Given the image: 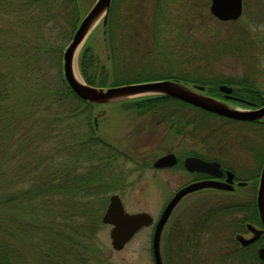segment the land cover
<instances>
[{
	"label": "trees",
	"instance_id": "16d2710c",
	"mask_svg": "<svg viewBox=\"0 0 264 264\" xmlns=\"http://www.w3.org/2000/svg\"><path fill=\"white\" fill-rule=\"evenodd\" d=\"M83 2L0 0V264H95L101 253L95 240L104 226L107 199L126 186L118 162L124 154L91 133L94 106L74 95L60 69V53L84 16ZM110 17L104 28L109 66L100 64L87 45L79 56L80 74L90 85L176 79L204 85L207 93L215 94L219 84H235L215 77H158L135 71L128 76L126 70L118 71L126 58L113 43ZM246 82L239 83L251 84ZM169 101L217 117L162 95L119 104L150 114L152 123L164 122L169 130L197 128L193 114L181 117L175 106L167 108ZM31 149L37 151L32 158ZM55 161L60 166L51 165ZM199 219L200 224L205 222L204 232L214 227H208L213 210L204 211Z\"/></svg>",
	"mask_w": 264,
	"mask_h": 264
},
{
	"label": "rangeland",
	"instance_id": "374dc122",
	"mask_svg": "<svg viewBox=\"0 0 264 264\" xmlns=\"http://www.w3.org/2000/svg\"><path fill=\"white\" fill-rule=\"evenodd\" d=\"M83 1L85 14L95 0ZM209 5L210 0H115L108 19L110 17L113 43L120 55L126 58V65L120 64L116 69L120 72L126 70L128 76H132L130 71L158 77L184 74L192 79L203 76L234 80L239 85H242L240 80H247L246 83H254L264 94V0H243L242 14L233 21L216 19L210 13ZM104 28L107 30L100 21L80 48L77 55L79 74V56L84 45L92 49L100 64L109 66ZM68 42L60 53V69L62 52ZM108 69L116 72L112 67ZM119 103L92 108L94 130L91 133L124 154L118 162L126 186L109 196L118 194L126 212L146 211L156 220L167 198L189 178L180 167L155 169L152 162L166 152L179 156L190 151L206 154L209 151L205 144L215 145L211 153L214 154L216 144L221 141L217 142L213 130H225L223 141L226 149L218 153L227 166L247 165L257 173L260 160L256 158V148L264 145V126L201 115L180 103L169 101L166 106H175L181 117H192L193 114V120L198 124L197 128L190 125L184 132H177L169 130L162 121L161 124L152 123L150 114H137ZM248 140L253 155H249ZM76 148L80 146L74 147V154ZM33 150L29 151L31 158L37 154ZM64 158L63 155L58 162ZM56 162L51 165L60 166ZM247 198V193L240 198H236L234 193L221 195L214 192L187 196L175 207L168 224L177 223L180 227L176 226V232L180 235V228L185 227V222L194 213ZM151 229L141 230L122 250L116 251L110 242V226L104 225L95 240L101 252L95 264H153L149 244ZM216 229L206 230L204 252L199 260L203 264H230L232 261L229 259L216 255L225 253L232 232L229 227L222 228L220 233Z\"/></svg>",
	"mask_w": 264,
	"mask_h": 264
},
{
	"label": "water",
	"instance_id": "95a60500",
	"mask_svg": "<svg viewBox=\"0 0 264 264\" xmlns=\"http://www.w3.org/2000/svg\"><path fill=\"white\" fill-rule=\"evenodd\" d=\"M111 2L112 0L94 1L93 5L80 20L70 41L62 52L63 78L76 97L91 105L98 106L138 97L163 95L176 98L207 112L230 119L258 121L264 118V106L255 110L236 108L204 94L202 86H188L176 80L163 79L110 87L93 86L85 82L77 71V55L88 34L100 21L102 22V26L106 27ZM209 10L220 21L236 20L242 13V0H210ZM219 89L226 94L231 92V88L224 84L220 85ZM176 163L177 157L173 153H167L155 159L152 165L155 168H163L173 166ZM184 165L190 171H202L214 176L221 175L219 164L216 161H204L197 157H187L184 160ZM231 177L232 174L229 173L224 182L211 179L189 183L175 192L165 205L155 224L152 237V253L155 264H162L159 251L161 232L173 208L181 198L188 193L203 188L229 189L231 188L229 185L232 182ZM256 202L258 215L264 231V164L260 173ZM102 223L111 226L109 231L111 246L113 250L119 251L123 249L139 229L151 225L153 217L144 211L135 213L126 212L119 195L112 194L102 215ZM256 237L257 234H255L253 239ZM251 240L243 243H248ZM259 254L261 259H264V248L260 250Z\"/></svg>",
	"mask_w": 264,
	"mask_h": 264
},
{
	"label": "flooded vegetation",
	"instance_id": "af4514ba",
	"mask_svg": "<svg viewBox=\"0 0 264 264\" xmlns=\"http://www.w3.org/2000/svg\"><path fill=\"white\" fill-rule=\"evenodd\" d=\"M223 84L231 88L230 93L226 94L219 89L220 85ZM191 85H201V84L191 83ZM201 86L203 87L202 92L204 94L219 99L236 108L255 110L264 106V94L255 86L254 83H251L250 85H239V84L229 85L226 83H222L217 86V90L215 91V94L207 93L205 90V86L204 85ZM215 116L226 121L264 126V118L258 121H243V120L226 118L220 115H215ZM184 131L185 130H182V132ZM224 131L225 130H213V133L217 135V140H218L217 142L221 141L219 144H216V151L214 154L211 153L213 152L215 145L210 147L207 144H205V147L209 152L206 154L192 151L193 154L186 153L184 154V156H182V159H180L179 158L180 156L173 152V154L177 157V163L175 165L170 167L155 168V169L169 170L175 167H180L187 174L189 178L184 185L193 182H199V181L211 180V179L224 182L227 179L229 173H231L232 182L229 183L231 188L229 189L203 188L200 190H196L183 196L181 200L176 204V206L185 197L192 196L195 194H200L201 192H205V193L214 192V193H219L221 195L234 193L236 198L243 197V195L247 193L249 195V198H247L246 200H240L237 203L220 204L216 207L211 208V210L214 211V220L213 222L208 223V227L211 224H213V226L217 228L216 231H218V233L222 231L221 230L222 228L229 227L232 232L231 239L228 241L230 245H226L228 248H226L225 246V250H224L225 253H219L216 256L229 259L230 261H232L230 264H264V259H261L259 254L260 250L264 248V231H263V225L258 215V208L256 202L260 173L264 164V145H257L258 148H256V158L257 160H260L257 166V173H254V168H248L251 166H247L245 164H244L245 166L242 165H238L235 167L227 166L224 163L221 155H219L218 153L226 149L225 148L226 144L223 141ZM246 145H248L247 149H250L249 140L248 143H246ZM253 154H254L253 148H251L249 155H253ZM187 157H197L203 159L204 161H216L219 164L221 175L214 176L202 171L188 170L184 165V160ZM178 189H176L167 198L165 205L168 203V201L172 198V196L175 194V192ZM165 205L163 206V209ZM175 207L173 208V210L175 209ZM202 213L203 212L194 213V215L191 216L187 222H185V227L180 228L182 230L180 235H178L176 232L177 231L176 226H179L177 225V223L176 224L170 223V225L168 224V221L171 216L170 214L161 232L160 242H159V251H160L162 264H203V262L199 260V257L200 254L204 252L203 248L206 241V239L204 238L205 222H201L202 224L198 222L200 221L199 216ZM155 223L156 220H154V222L151 225L147 227H142L139 231H137L138 233L145 228H149V227L152 228L149 244H150L151 258L153 260V264L155 263L152 253V237L155 228ZM191 228L193 229L191 230ZM255 234H257V237L253 239ZM249 240L251 241L248 243H243ZM225 242L227 243V241H224V243ZM179 255L181 259L179 258ZM179 260H181V262H179Z\"/></svg>",
	"mask_w": 264,
	"mask_h": 264
}]
</instances>
